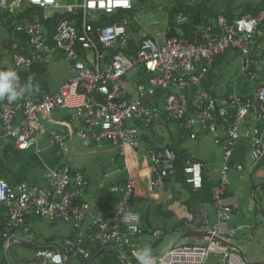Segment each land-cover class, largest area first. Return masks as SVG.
Returning <instances> with one entry per match:
<instances>
[{"label":"built area","instance_id":"1","mask_svg":"<svg viewBox=\"0 0 264 264\" xmlns=\"http://www.w3.org/2000/svg\"><path fill=\"white\" fill-rule=\"evenodd\" d=\"M24 1L29 7L42 9L43 15L31 13L28 23L15 25L14 32L23 34L25 40H13L9 65L0 64V70L18 73L60 53L70 77L55 90L35 97L24 95L11 104L0 100V139L23 151L36 148L39 134L46 132L49 147L65 150L70 133L46 129L44 124L49 114L64 111L67 125L83 146L107 143L123 158L129 151L142 154L150 170L147 184L152 190H161L175 174L177 157L167 146L144 145L157 143L155 125L177 122L184 131L221 126L222 156L212 202L197 204L196 211L182 222L185 233L207 236L201 243L171 245L153 264H250L233 243L249 225L232 223L239 200L229 192V173L243 170V165L232 159L239 127L264 119V86L257 89L255 102L235 93L215 95L205 88L203 79L215 59L228 50L240 55V76L248 81L257 79L262 63L253 52L257 31L264 27V7L256 15L227 18L219 14L207 24L195 26L185 37L181 33L168 35L170 10L177 4L192 6L195 0H168L160 19L146 17L139 21V27L131 24L128 14L113 23L104 21L118 11L132 10L133 0H81L65 5L57 0H16L15 8L22 11ZM0 6L5 8L4 0ZM49 8L69 14L71 19H58L51 34L43 26L50 16ZM185 20L183 12H178L176 23ZM189 136L194 138L195 134ZM250 142L249 160L254 167L264 159V133L254 129ZM202 167L191 159L184 165L186 182L194 189L202 185ZM127 173L126 179L110 188L119 195L121 204L110 216L91 213L85 177L68 164L46 166L42 185H11L0 177L6 239H11V232L23 228L30 217L68 223L73 230V236L62 238L55 247L36 248L23 264H81L107 246L126 252L127 258L121 255V262L123 258L136 261L134 253L140 247L135 237L143 229L132 202L139 185Z\"/></svg>","mask_w":264,"mask_h":264},{"label":"crops","instance_id":"2","mask_svg":"<svg viewBox=\"0 0 264 264\" xmlns=\"http://www.w3.org/2000/svg\"><path fill=\"white\" fill-rule=\"evenodd\" d=\"M57 1L61 5H65L68 3L80 2L81 0H68V3L65 4L61 3L59 0ZM201 1L202 0H197V2ZM213 1L214 0H208L207 2L208 7L211 8L214 14H216L214 17L208 15L210 20L215 19L220 12L230 11L231 15L239 13H236V10H234L237 9L234 3L239 2V0H227L226 2L219 4V7H214L211 4ZM15 2L16 0H4L5 8L0 6V21L5 26L8 33V40L5 42L6 49L0 53V64L3 65H9V55L13 40H15L16 37L17 39L25 40L22 36L23 34L17 35V33H14L15 25L20 22L28 23L30 20L28 9L31 7L28 6L27 2L24 1L22 11L15 8ZM258 2H260V0H247L243 3L254 4ZM32 8L40 10L38 14L42 17L44 12L42 9H39L38 7ZM21 14H23V16ZM47 14L50 16L43 21V26L49 34L54 30L58 19L63 17L70 19L69 14L51 8L47 10ZM126 14L127 12L121 11L120 19ZM20 15L23 18L21 20L16 19V17ZM7 22H10L11 27H13L12 33L14 35L9 33L6 25ZM178 33H182L181 29L178 30ZM236 57H238L239 62L235 74H232V68L228 66V64L231 65V62H228V60ZM253 57L262 63V70L256 80L248 81L240 76V55L235 50H228V52L220 56V58L218 57L215 59L209 73L204 79L205 87L218 96L235 93L242 97L251 98L256 102L255 91L259 86H264V27H260L257 31ZM52 59H63L65 61L62 54H51L44 62L37 63L30 68H21L18 71L19 81L22 86L27 84L29 80H31L34 85L32 93L30 95L26 93L25 95L35 97L42 92L53 91L63 81L69 78L70 69L66 61L68 74L57 77L54 73L51 74L50 72H46L47 64ZM220 78H222L221 83ZM44 124L46 129H54L70 133L66 149L63 150L57 147L53 151L52 147H49L46 132L42 133V135L41 133L39 134L38 139L40 144H38L36 148L23 151L17 150L11 141L0 139V177L5 179L11 185H16L20 182H15V180L17 181L18 179L16 177L15 179L13 175L23 172L22 176L25 177L26 175V178H23L21 182L42 185L44 182L43 171L46 166L57 168L64 164H68L72 168L80 171L85 177L87 182L86 194L91 205V213L99 214L101 216H110L114 214L121 205L119 195L111 192L110 188L115 183L126 179L128 176L127 172H129V175L138 180L139 185L138 193L134 197L132 204L134 211L140 215L143 229V233L135 237V241L139 247H150L154 262L158 257V254L173 245L181 235L185 233L182 227V222L187 213H189V205L187 204L192 198L194 192L191 191L190 187L184 185L181 180L176 178L175 175L167 180L163 189L152 190L147 184L150 170L148 169L147 161L142 154L129 151L127 157L123 158L118 156L115 148L107 143L100 146L93 143L87 146L86 148L94 147V150H92L93 153L90 152L91 149L89 151H79L74 143H79L80 140L72 134L69 125H67L64 111H56L49 114L44 118ZM254 129H258L260 133H264V119L259 122L253 120L243 123L239 127L240 137L232 149L233 161L239 162L243 165V170H232L229 173V192L236 195L239 200V207L233 214L232 223L246 224L249 225L246 229H250L249 232L246 231L243 233V231L246 230L244 229L240 233L241 235H237L233 240L234 245L237 246L238 249H241L239 243L244 240H247V242L250 243V236H252V234L256 235L259 230H264L262 229L264 227V218L262 216L264 213V159L254 167H252L249 160V153L252 149L250 136L253 134ZM154 131L158 134L157 143H144V145L167 146L169 149L172 146L178 151L183 152L185 160L184 165L188 159L200 162L203 165V175L214 181L217 180L222 156L220 144L224 138V130L221 126H217L214 129L201 127L184 131L181 123L164 122L157 123ZM191 133L195 134L194 138L189 136ZM188 139H192L194 143H185ZM97 153L99 154V157H101L99 161L94 160L92 157V155L95 156ZM58 155L59 158L54 166L47 165V160L53 161ZM117 157H119L120 160ZM113 158L115 159L113 160ZM213 159L215 160L213 161ZM104 160H109L110 164L112 163L116 165L114 166L115 168L113 167L114 171L109 172L112 168L107 171L104 169ZM118 160L120 161L119 167L122 169L121 172L117 166ZM211 164H216V167L213 166V168H215H212V171L209 167ZM124 167H127L128 171H124ZM115 171H118V173L114 175V178L111 179L109 183H106L108 182L106 178L113 176ZM101 174L102 177H100ZM208 211L213 220L214 216L212 208L209 207ZM5 218V208L0 204V223ZM43 221L46 222L48 232H41L42 230L38 228L39 222L43 223ZM159 229H162L165 232ZM158 230L161 231L160 234L157 233ZM11 233L10 238L13 242L10 244V239L8 238L9 240L6 239L1 246L4 257L8 258L9 264H23L32 257L36 248L55 247V245L59 244L62 238L73 236V230L70 224L63 222H50L36 217H30L27 219L23 228L14 230ZM166 233H170L169 237L172 236L167 244L164 242V238H162L165 237L164 235ZM204 238L205 237L184 238L179 242L192 241L201 243L205 240ZM19 239H22V241H28L34 246L21 245L20 243L22 241L18 242ZM12 247L14 248V258L9 256V250L12 249ZM103 250H111L112 252L117 251L121 255H124L125 257L127 256L125 251L119 249L116 250L113 246L102 247L94 254V256L97 254L99 255ZM241 250L243 251V249ZM114 253L121 260L120 256L116 252ZM90 261L91 259L88 263ZM129 261L131 262V260ZM249 263L253 264L252 262ZM261 263L262 262H258L257 264Z\"/></svg>","mask_w":264,"mask_h":264},{"label":"trees","instance_id":"3","mask_svg":"<svg viewBox=\"0 0 264 264\" xmlns=\"http://www.w3.org/2000/svg\"><path fill=\"white\" fill-rule=\"evenodd\" d=\"M207 2H208V0H202L199 3H195L193 6L187 5L185 7H181L179 4H177L178 6L177 5H175V7L173 6L172 9L170 10V14H169L170 20H171L170 21L171 30L168 33V35H177L178 30L181 29V31H182L181 34H183V36H185V37H188L190 31L193 30L195 26L201 25V24H207L209 21H211L209 19V17H207V16L209 15L210 17H214L216 14H214L212 12L211 8L208 7ZM263 7H264V2L262 0H260V2H258V3H254V4L246 3V4H243L241 6H237V9H235V10H238V12H239L236 15H241V14H245V13H249L251 15H256L258 13V11L260 9H262ZM36 12L39 13L40 10H37L35 8H32V7L28 9L29 15L31 13H36ZM178 12H183V14L186 17V20L181 24L176 23V15ZM219 14H222L227 18H232L233 16H235V15H231L230 11L220 12ZM21 15L23 16V14H21ZM21 15L17 16L16 19L21 20L23 18V17H21ZM26 15H27V13H26ZM120 16H121V11H118V12L113 13V14L109 15L108 17H106L104 19V21L107 24L113 23L114 21L119 20ZM30 19H31V17H30ZM10 22H7L6 25H7V29L9 31V33L11 34L13 27H11ZM204 79H203V85L205 86ZM55 148H57V147H52V150L54 151ZM170 149L176 154V157H177L174 175L175 176L177 175L176 178L181 180V182H183L184 185L190 187L191 191L194 192L193 196H192L193 200L191 198L187 204V205H189V212L194 213L196 211V205L199 203L211 204V202H212V200H211L212 188L217 184V181L216 180L214 181L213 179L208 178L207 176L203 175V173H202V185H201V187L198 189H193L191 187V184L186 182L187 175L183 171L184 161H185L183 152L178 151L176 148H174L172 146L170 147ZM58 158H59V155H58V157L54 158L53 161L47 160V162H46L47 165L54 166L56 164ZM22 175H23V172L20 174L16 173L15 175H13L14 178L16 177L18 179L17 181L15 180V182H21L23 178H26V175H25V177ZM132 204H133V202H132ZM5 219L0 223V247L2 246V244L6 240ZM99 249H101V248H99ZM93 255H94V253H93ZM87 262L88 261H82L81 263L87 264ZM131 262H137V261L131 260ZM93 264H123V263L121 262L119 257L114 252H112L111 250H103L97 256V259Z\"/></svg>","mask_w":264,"mask_h":264},{"label":"rangeland","instance_id":"4","mask_svg":"<svg viewBox=\"0 0 264 264\" xmlns=\"http://www.w3.org/2000/svg\"><path fill=\"white\" fill-rule=\"evenodd\" d=\"M59 1L63 4L68 3V0H59ZM226 1L227 0H214L213 2H211V4L214 7L215 6L219 7V4L224 3ZM245 1H247V0H239V2H236L234 4L236 7L241 6L245 3ZM133 3H134V8L132 10H129L126 12L128 14V19L131 22V24L134 25L135 27H139V21L143 20L146 17H149V19H160V17L162 16V13L164 11V7L168 4V0H133ZM195 3H199V2H197V0H196ZM234 4H232V5H234ZM237 12H238V10H236V13ZM7 40H8V33L5 29V26L0 21V53H2L6 49L5 48V42H7ZM1 60H2V58H1ZM228 62H231L230 63L231 65L228 64V66H230L232 68L231 69L232 74H235L236 67H237V64L239 62L238 57L231 58L230 60H228ZM66 67H67L66 62L63 59H61V60L52 59L47 64V67H46L47 71L46 72H48V73L50 72L51 74L54 73L55 76L60 77L62 75L68 74ZM68 77H70V73H69ZM221 82H222V78H220V83ZM185 143H194V141L192 139H188ZM38 144H40L39 139H38L37 145ZM48 144H49V139H48ZM74 144L79 151L83 152V151H89L91 149L90 152L93 153L92 150H94V147L93 148H86V147L82 146L80 142L74 143ZM92 157L94 160H98V161L101 159V157H99L98 153L95 156L92 155ZM117 158H119V157H117ZM119 160H120V158H119ZM119 160L117 161V164H118L117 166L119 168V171L121 172L122 169H121V167H119V163H120ZM214 160L215 159H213V161ZM104 163H105L104 169H106V171L110 170L111 168H112V170L109 172L114 171V168H115L114 166H116L115 164H112V163L110 164L109 160L108 161L104 160ZM213 166L216 167V164L209 165L211 171L215 168V167L213 168ZM100 177H102V174ZM113 178H114V174H113V176H109L108 178H106V180H108V182H106V183H109L110 180ZM189 215H190V212L187 213L186 217H188ZM38 228H40V230H42L41 232H48V229L46 227V222H44V221H43V223L39 222ZM262 229H264V227ZM159 230H162V229H159ZM159 230L157 231V233L160 234L161 231H159ZM249 230L250 229H246L243 231V233L246 231L249 232ZM162 231H164V230H162ZM164 236L165 237H162V238H164V242L167 244L169 242V240L172 238V236L169 237L170 233H166ZM239 244L241 245V249H243V255L245 256V259L247 260V262H252V263H256V264L258 262H262L261 264H264V230L263 231L259 230L256 233V235L252 234V236H250V243H248L247 240H244ZM1 249L2 248L0 247V264H6V263L9 264L8 258L4 257V253ZM13 250H14L13 247H12V249L9 250V256H11V258H14L13 257L14 256Z\"/></svg>","mask_w":264,"mask_h":264},{"label":"clouds","instance_id":"5","mask_svg":"<svg viewBox=\"0 0 264 264\" xmlns=\"http://www.w3.org/2000/svg\"><path fill=\"white\" fill-rule=\"evenodd\" d=\"M34 85L31 80L23 86L19 84V76L15 70H0V100L14 103L24 95L31 94ZM137 264H153V254L150 247H143L134 253Z\"/></svg>","mask_w":264,"mask_h":264},{"label":"water","instance_id":"6","mask_svg":"<svg viewBox=\"0 0 264 264\" xmlns=\"http://www.w3.org/2000/svg\"><path fill=\"white\" fill-rule=\"evenodd\" d=\"M70 20V19H69ZM260 87H262V86H259L258 88H260ZM257 88V89H258ZM257 89H256V91H257ZM256 91H255V93H256ZM263 218H264V213H263ZM207 235H204V234H200V233H195V232H187V233H184L183 235H181V237L174 243V244H176V243H178L181 239H184V238H192V237H206ZM10 243H11V239H10V241H9ZM21 245H27V246H34V245H32L30 242H28V241H22L21 243H20ZM113 250V249H112ZM238 251L243 255V251L241 250V249H238ZM114 252H116L119 256H121V254L119 253V252H117V251H114ZM161 254V253H160ZM160 254H158V255H160ZM97 256H98V254L97 255H95L92 259H91V261L88 263V264H92L95 260H96V258H97ZM156 257H157V255H156ZM123 263L124 264H137V263H131L128 259H126V258H123ZM67 264H68V262H67ZM253 264H256V263H253Z\"/></svg>","mask_w":264,"mask_h":264},{"label":"bare ground","instance_id":"7","mask_svg":"<svg viewBox=\"0 0 264 264\" xmlns=\"http://www.w3.org/2000/svg\"><path fill=\"white\" fill-rule=\"evenodd\" d=\"M178 6V5H177ZM193 6V5H192ZM175 7V6H174ZM198 7V6H197ZM175 10V9H174ZM185 11V10H184ZM190 13V12H189ZM188 17V16H187ZM208 17V16H207ZM171 21V20H170ZM207 22V21H206ZM194 24V23H193ZM262 37V36H261ZM259 48V47H258ZM256 52V51H255ZM255 54V53H254ZM220 58V57H219ZM256 59V58H255ZM240 78V77H239ZM250 97V96H249ZM152 145V144H151ZM177 174V173H176ZM177 176V175H176ZM210 205V204H209Z\"/></svg>","mask_w":264,"mask_h":264}]
</instances>
